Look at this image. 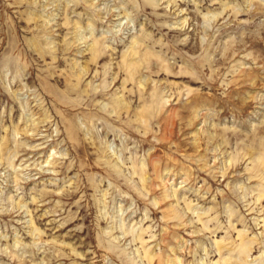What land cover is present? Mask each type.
<instances>
[{
	"label": "rangeland",
	"instance_id": "obj_1",
	"mask_svg": "<svg viewBox=\"0 0 264 264\" xmlns=\"http://www.w3.org/2000/svg\"><path fill=\"white\" fill-rule=\"evenodd\" d=\"M0 264H264V0H0Z\"/></svg>",
	"mask_w": 264,
	"mask_h": 264
}]
</instances>
